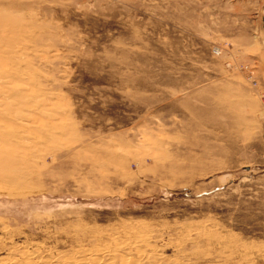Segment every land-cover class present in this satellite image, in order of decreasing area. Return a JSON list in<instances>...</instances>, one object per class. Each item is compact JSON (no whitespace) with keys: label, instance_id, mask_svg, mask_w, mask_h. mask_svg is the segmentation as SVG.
<instances>
[{"label":"rangeland","instance_id":"obj_1","mask_svg":"<svg viewBox=\"0 0 264 264\" xmlns=\"http://www.w3.org/2000/svg\"><path fill=\"white\" fill-rule=\"evenodd\" d=\"M27 262L264 264V0H0V264Z\"/></svg>","mask_w":264,"mask_h":264},{"label":"bare ground","instance_id":"obj_2","mask_svg":"<svg viewBox=\"0 0 264 264\" xmlns=\"http://www.w3.org/2000/svg\"><path fill=\"white\" fill-rule=\"evenodd\" d=\"M140 253V252H139ZM141 254V253H140ZM139 258V257H138ZM27 259V258H26ZM24 260H25V258H24ZM29 260V259H28ZM95 261V260H94ZM131 261V260H130ZM29 262V261H28ZM28 262H27V264H28ZM97 262V261H96ZM133 262V261H132ZM25 263V262H24ZM94 263V262H93ZM123 263V262H122ZM121 263V264H122ZM30 264V263H29ZM32 264V263H31Z\"/></svg>","mask_w":264,"mask_h":264},{"label":"built area","instance_id":"obj_3","mask_svg":"<svg viewBox=\"0 0 264 264\" xmlns=\"http://www.w3.org/2000/svg\"><path fill=\"white\" fill-rule=\"evenodd\" d=\"M217 53V52H216Z\"/></svg>","mask_w":264,"mask_h":264}]
</instances>
